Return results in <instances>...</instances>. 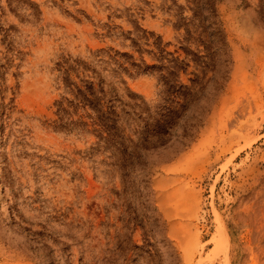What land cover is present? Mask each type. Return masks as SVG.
<instances>
[{
	"label": "rangeland",
	"instance_id": "rangeland-1",
	"mask_svg": "<svg viewBox=\"0 0 264 264\" xmlns=\"http://www.w3.org/2000/svg\"><path fill=\"white\" fill-rule=\"evenodd\" d=\"M0 264H264V0H0Z\"/></svg>",
	"mask_w": 264,
	"mask_h": 264
},
{
	"label": "bare ground",
	"instance_id": "bare-ground-1",
	"mask_svg": "<svg viewBox=\"0 0 264 264\" xmlns=\"http://www.w3.org/2000/svg\"><path fill=\"white\" fill-rule=\"evenodd\" d=\"M215 246L219 253L226 254L229 258L230 239L223 225H220L215 234Z\"/></svg>",
	"mask_w": 264,
	"mask_h": 264
}]
</instances>
